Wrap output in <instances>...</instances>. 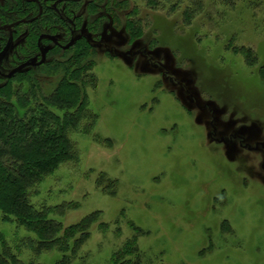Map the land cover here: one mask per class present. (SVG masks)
<instances>
[{"label": "rangeland", "instance_id": "374dc122", "mask_svg": "<svg viewBox=\"0 0 264 264\" xmlns=\"http://www.w3.org/2000/svg\"><path fill=\"white\" fill-rule=\"evenodd\" d=\"M77 1L41 0L65 26L53 32L40 22L54 40L43 37L45 62L7 85L25 92L31 76L49 97L71 72L85 77L82 102L51 109L62 118L83 103L69 134L77 163L61 165L31 196L64 228L92 217L66 264H117L118 254L135 264H264V0H118L112 14L99 0L93 12L89 0L72 10ZM186 19L191 29L181 28ZM25 28L14 31L0 72L22 62ZM79 45L92 46L83 60L92 66L66 71ZM246 50L254 67L244 64ZM0 235L25 263L63 258L34 253L25 242L33 236L1 220Z\"/></svg>", "mask_w": 264, "mask_h": 264}, {"label": "trees", "instance_id": "16d2710c", "mask_svg": "<svg viewBox=\"0 0 264 264\" xmlns=\"http://www.w3.org/2000/svg\"><path fill=\"white\" fill-rule=\"evenodd\" d=\"M89 1L87 10L91 9L93 12L95 2L94 0ZM99 1L104 3L106 14H112L113 8L118 4V0ZM120 1L123 3L124 0ZM230 1V6L233 7L235 1ZM19 2L21 3V0H10L8 9H5L7 11L0 9V19L6 21L4 25L21 20L26 13L32 16L36 14L34 6L22 3L23 7L19 8ZM82 3L83 1L79 0L69 2L68 5L73 10L80 8ZM47 7V4H42L43 12L40 19L35 25L29 26L32 36L35 29L40 28V22L53 32L57 31L58 25L65 26L60 20L61 15L55 14L54 10L52 13ZM70 11L67 13L68 18L71 17L69 16ZM186 17L189 18L188 15ZM100 18H104V14L95 18L90 25H94ZM110 18L113 19V16ZM1 24L0 26H3V23ZM190 24V21L186 19L182 22L181 28L188 29L191 27ZM21 26L24 25L14 28V31ZM73 47V55L63 62L65 70L68 71L71 65H77L80 70L88 71L92 64L89 61L83 62V60L88 57L87 53L92 50V46H88L86 50L83 45ZM240 55L244 58V64L250 67L256 65L257 57L254 51H240ZM38 68H35V73ZM259 70L264 73V66H261ZM76 72L78 71L71 72L68 78L64 77L59 89L49 97H42L37 92L36 80L31 79V76L26 79L25 85L28 89L25 92L21 86L13 92L10 91L7 85L13 77L6 79L4 85L0 86V220L9 226L12 224L23 228L31 234L33 238H27L25 242L34 253L52 250L61 253L63 258L59 264L69 263L70 258L79 251L88 235L87 225L92 217L85 219L79 225L64 228L55 218L49 217L51 214L49 209L43 206L36 207L31 202V196L36 186L61 165L77 163V150L69 134L74 131L75 126L81 125L77 113L83 111L81 109L83 103H79L80 106L75 108L76 111L67 112L62 118L51 110L54 103H57L60 108L70 109L79 100L82 102L83 97L79 87L85 77L81 82L80 80L74 81L73 76ZM19 75H21L20 72L15 76ZM15 100L16 103H14ZM84 121H90L92 125L93 118L87 116ZM15 251V247H10V244L0 235V264H32V262L25 263ZM135 253L129 250V255L131 254L129 257L134 256ZM116 257L121 258L117 264H135L133 259L132 262L124 260L121 254Z\"/></svg>", "mask_w": 264, "mask_h": 264}, {"label": "flooded vegetation", "instance_id": "af4514ba", "mask_svg": "<svg viewBox=\"0 0 264 264\" xmlns=\"http://www.w3.org/2000/svg\"><path fill=\"white\" fill-rule=\"evenodd\" d=\"M36 1H38V3L41 5V8H42L41 0H36ZM23 2L26 5L34 6L35 10L37 12L33 16L30 13H26L23 15L21 20L29 21V20H32L35 17H37V15L39 14V4H37L36 2H33V0H23ZM42 11H43V8H42ZM37 22H38V19L34 22H30V23L27 22V24H24V26H26V28L21 32L20 39H21V41L25 42V45L22 44V46L19 48L20 49V55L22 58L21 59L22 62L19 65L15 66L13 68V70L15 68L23 65V64H26V63L40 64L41 58H42L41 51L43 50L41 47V42L43 40V37L48 39L52 44L54 43V41L50 40L49 37L43 36L42 34H40L41 33L40 28L35 29L33 36H32V34H30L31 28L29 26L35 25ZM3 26H6V25H3ZM3 26H0V27H3ZM37 27H39L38 24H37ZM4 33H6L7 36H6V41H5V44L3 47H5V45L8 41V36H9L8 32H4ZM13 43H14V29H13ZM13 43H12L11 47H13ZM11 47H9L10 49L6 53H8L11 50ZM1 50H0V52H1ZM5 54L1 57V59L5 56ZM1 59H0V63H1ZM38 67H40V65H38V66L36 65L33 67L32 66L31 67H24V68H38ZM24 68H22L19 72H21ZM19 72H17V74H19ZM5 75H8V74H4V73L0 72V78L6 79L4 77Z\"/></svg>", "mask_w": 264, "mask_h": 264}, {"label": "water", "instance_id": "95a60500", "mask_svg": "<svg viewBox=\"0 0 264 264\" xmlns=\"http://www.w3.org/2000/svg\"><path fill=\"white\" fill-rule=\"evenodd\" d=\"M33 2H36L37 4H39L38 1H36V0H33ZM42 12L43 11H42L41 5L39 4V14L34 19L29 20V21L19 20V21H16V22L12 23V24L0 27V32H8V35H9L8 36V41H7L6 45H5V47H3V49L0 52V59L10 49L9 47H11V45L13 43V29L18 27V26H20V25L27 24V22L30 23V22L36 21L37 19H40L41 15H42ZM49 39L53 40L51 37H49ZM41 54H42V58H41L40 64H32V63L23 64V65L15 68L14 70H12V72H10L8 75H5L4 77L6 79H10V78L14 77L16 75V73L19 72L24 67H31V66L33 67V66H36V65L37 66L38 65H42L45 62L46 52L44 50H42Z\"/></svg>", "mask_w": 264, "mask_h": 264}]
</instances>
